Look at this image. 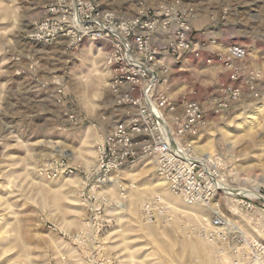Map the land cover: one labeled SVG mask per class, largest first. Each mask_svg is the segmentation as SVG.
I'll use <instances>...</instances> for the list:
<instances>
[{
    "label": "rangeland",
    "instance_id": "374dc122",
    "mask_svg": "<svg viewBox=\"0 0 264 264\" xmlns=\"http://www.w3.org/2000/svg\"><path fill=\"white\" fill-rule=\"evenodd\" d=\"M179 1L200 46L166 58L172 98L207 107L233 71L240 90L194 141L236 193L192 205L149 158L100 175L98 147L132 108L116 107L112 44L84 36L78 10L163 22ZM235 45L242 57H219ZM249 244L264 245V0H0V264H234Z\"/></svg>",
    "mask_w": 264,
    "mask_h": 264
},
{
    "label": "built area",
    "instance_id": "2783aa9c",
    "mask_svg": "<svg viewBox=\"0 0 264 264\" xmlns=\"http://www.w3.org/2000/svg\"><path fill=\"white\" fill-rule=\"evenodd\" d=\"M84 8L88 14L82 17L89 18L84 36L112 44L108 59L111 64L109 88L115 96V105L132 108L124 115L125 119L114 123L98 147L100 175H108L112 169L129 161L149 158L172 194L190 205L210 201L220 191L214 181L218 179L216 166L211 161L208 169L202 166L197 160L194 141L208 126L207 110L214 115L222 114L238 101L237 74L233 71L229 77L231 84L208 98L207 107L195 99L174 100L167 79L169 68L164 64L166 58L199 54L200 45L193 42L186 5L179 1L174 10L158 15L166 16L163 22L151 11H141L133 18H119L114 13L100 16L91 5L78 3L81 13ZM93 23L97 25L95 31L91 30ZM225 50L226 53L219 56L225 62L245 53L238 45ZM219 222L214 220L213 223ZM234 262L264 264V245L249 244V252L243 255L242 261Z\"/></svg>",
    "mask_w": 264,
    "mask_h": 264
},
{
    "label": "bare ground",
    "instance_id": "6f19581e",
    "mask_svg": "<svg viewBox=\"0 0 264 264\" xmlns=\"http://www.w3.org/2000/svg\"><path fill=\"white\" fill-rule=\"evenodd\" d=\"M198 161H200L201 162V164H202V166L205 168V169H208V165L209 164H206V163H204V162H202V160H199V159H197ZM214 181H215V187L217 188V189H219L220 191H223L224 193H227V194H234V193H236V192H234L233 190H230V189H228V188H226V186H223V184H220V180H218V179H214ZM245 194H247V193H245ZM253 195V194H252ZM251 195V196H252Z\"/></svg>",
    "mask_w": 264,
    "mask_h": 264
}]
</instances>
